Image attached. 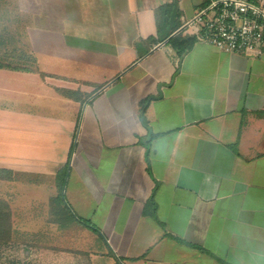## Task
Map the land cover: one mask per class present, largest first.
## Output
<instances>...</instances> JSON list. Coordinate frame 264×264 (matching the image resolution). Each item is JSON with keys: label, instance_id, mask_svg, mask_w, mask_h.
<instances>
[{"label": "crops", "instance_id": "crops-1", "mask_svg": "<svg viewBox=\"0 0 264 264\" xmlns=\"http://www.w3.org/2000/svg\"><path fill=\"white\" fill-rule=\"evenodd\" d=\"M13 2L34 66L0 76L47 111L0 103L2 181L46 189L59 264H264V46L198 42L202 0ZM176 35L196 39L182 56Z\"/></svg>", "mask_w": 264, "mask_h": 264}, {"label": "rangeland", "instance_id": "rangeland-1", "mask_svg": "<svg viewBox=\"0 0 264 264\" xmlns=\"http://www.w3.org/2000/svg\"><path fill=\"white\" fill-rule=\"evenodd\" d=\"M16 6L13 0H0V63L24 69L33 68V56L27 46L29 44L26 33L28 21L16 16ZM169 15L170 10L166 12V16ZM165 22L166 20L164 24L161 22L164 28ZM12 93L15 98L6 97L12 96ZM39 97L38 91L29 86L26 81L0 76L2 105L14 110L46 112L45 107L38 102ZM32 101L35 104L31 103ZM20 180L25 179L20 178ZM30 186L29 183L24 186H13L11 182L0 180V199L10 205L13 222L11 235L0 241V264H59L61 256L66 257V254L59 253V245L72 246V243L60 238L57 239L58 241H51V237L44 234V230L49 229L44 221V210H36L33 206H37L35 203L41 207L47 205L45 203L48 202L45 195L46 189H41L42 194L33 197L30 190L33 188ZM57 196L60 199V203L56 204L58 212H62V216L70 214L69 205L65 204L60 194ZM53 242H56L58 246H53ZM76 246L80 247L79 244ZM63 260L66 259L63 258Z\"/></svg>", "mask_w": 264, "mask_h": 264}, {"label": "built area", "instance_id": "built-area-1", "mask_svg": "<svg viewBox=\"0 0 264 264\" xmlns=\"http://www.w3.org/2000/svg\"><path fill=\"white\" fill-rule=\"evenodd\" d=\"M185 26L198 42L220 51L259 55L264 46V0H202Z\"/></svg>", "mask_w": 264, "mask_h": 264}, {"label": "trees", "instance_id": "trees-1", "mask_svg": "<svg viewBox=\"0 0 264 264\" xmlns=\"http://www.w3.org/2000/svg\"><path fill=\"white\" fill-rule=\"evenodd\" d=\"M169 40L171 42V45L175 48V50L180 56L188 52L196 42L195 41L196 39L194 38L187 39V38H182L179 35L171 37ZM1 68H8L11 70H24V71L29 70V68L24 69L19 67H12L10 65H4L0 63V69ZM0 180H12V172L10 170L0 169ZM57 200L58 203H60L59 202L60 199L58 198ZM68 210L69 212L71 211L69 208ZM11 213H12L11 208L8 202H5L4 200L0 199V241H2L5 238H8L11 235L12 226H13ZM59 213L62 214V212ZM72 218L80 225L86 228L93 229L96 232H99V229L96 226H94L90 221L85 220L81 217H77L73 213H72Z\"/></svg>", "mask_w": 264, "mask_h": 264}, {"label": "water", "instance_id": "water-1", "mask_svg": "<svg viewBox=\"0 0 264 264\" xmlns=\"http://www.w3.org/2000/svg\"><path fill=\"white\" fill-rule=\"evenodd\" d=\"M161 88V87H160ZM162 96V94H161V90L159 89V97H161ZM159 97H156V96H152V97H150L149 98V100H148V103L152 100V99H157V98H159Z\"/></svg>", "mask_w": 264, "mask_h": 264}]
</instances>
